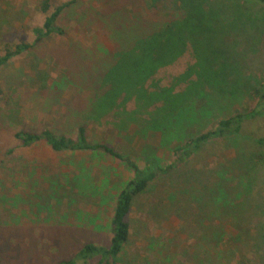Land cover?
I'll list each match as a JSON object with an SVG mask.
<instances>
[{"label":"rangeland","instance_id":"obj_1","mask_svg":"<svg viewBox=\"0 0 264 264\" xmlns=\"http://www.w3.org/2000/svg\"><path fill=\"white\" fill-rule=\"evenodd\" d=\"M43 1L0 0V56L6 46L32 42L31 28L66 0H47L49 13ZM247 6L246 16L264 10L256 2ZM165 19L148 0H76L57 20L62 34L0 66V264H58L87 243L109 247L116 195L134 172L103 152L56 153L44 142L23 148L13 136L45 128L75 136L79 125L91 141L112 145L141 170H164L133 197L129 238L113 264H264V143L258 142L264 118L246 121L239 134L209 139L188 157L189 149L176 151L254 104L251 93L236 100L220 95L217 107L207 90H195L167 119L161 102L146 109L120 97L97 109L93 96L103 92L115 51ZM226 25L218 46L229 60L227 84L264 89L263 21ZM195 60L188 48L146 85L184 90L189 80L178 76Z\"/></svg>","mask_w":264,"mask_h":264},{"label":"trees","instance_id":"obj_2","mask_svg":"<svg viewBox=\"0 0 264 264\" xmlns=\"http://www.w3.org/2000/svg\"><path fill=\"white\" fill-rule=\"evenodd\" d=\"M75 1L66 0L54 6L49 13L51 5L44 0L41 3V10L49 14H46L42 25L31 28L34 35L33 41H22L14 46H6L4 54L0 56V66L33 48L50 34H62L63 30L57 26V20L60 14ZM148 2L151 6H159L167 19L154 31L136 39L130 48L115 51V62L106 72L101 84L103 92L93 96L100 101L98 111L122 97L124 103L134 100L136 105L146 109L161 102V117L167 119L177 114L182 104L185 103V99L195 90L198 93L201 89L207 90L217 107L221 105L220 95L236 100L251 93L256 98L254 104L224 116L217 121L215 128L197 135L184 146L178 147L176 151L189 149V151H184L187 157L209 139L239 134L246 121L256 117L264 118V89L255 85L247 88L244 85L245 90H242L238 82L229 86L226 81V68L229 60L225 51H221L218 46V41L226 36L230 29L227 28V23H230L232 27L237 21L239 25L254 23L255 20L264 23V10L256 15L253 14L254 18L251 15L242 14L247 11L245 9L249 7L248 3L256 2L264 5V0H148ZM228 12L236 14L233 20H229ZM188 48H192L196 60L178 76V82L189 80L185 89L174 91V86L171 85L156 86L150 90L146 85L147 81L164 65L174 63ZM214 95L217 97L215 98ZM230 107H220L219 111L227 113ZM13 136L23 148L44 142L56 153L62 151L103 152L124 163L134 172V177L116 195L110 220L112 237L109 247L87 243L72 258L58 263H87L89 259L99 257L98 264H113L129 238V225L126 217L133 197L145 190L150 181L156 177L158 170H164L159 168L156 171L151 168L141 170L130 156L124 155L112 145L103 141H91L83 125L76 128L75 136L60 134L48 128L40 131L18 129ZM258 142L264 143V137Z\"/></svg>","mask_w":264,"mask_h":264}]
</instances>
